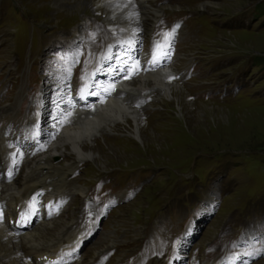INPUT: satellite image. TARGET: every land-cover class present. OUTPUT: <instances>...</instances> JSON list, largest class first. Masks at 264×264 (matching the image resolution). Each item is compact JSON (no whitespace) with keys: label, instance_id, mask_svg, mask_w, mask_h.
<instances>
[{"label":"rangeland","instance_id":"rangeland-1","mask_svg":"<svg viewBox=\"0 0 264 264\" xmlns=\"http://www.w3.org/2000/svg\"><path fill=\"white\" fill-rule=\"evenodd\" d=\"M123 1L0 0V115L36 112L37 144L55 140L49 122L65 105L56 103L60 85L71 91L77 72L95 68L80 101L91 110L92 92L118 68L117 52L135 59L154 40L175 72L170 87L191 101L182 117L170 90L150 92L142 139L126 129L93 137L107 165L84 161L67 173L58 217L77 246L61 264H134L142 256L150 264H264V0H147L157 18L132 38L113 23ZM189 18L196 36L183 38ZM96 20L111 27L96 29ZM17 130V142L34 144ZM50 163L66 169L64 155ZM109 239L133 244L92 256Z\"/></svg>","mask_w":264,"mask_h":264},{"label":"bare ground","instance_id":"bare-ground-1","mask_svg":"<svg viewBox=\"0 0 264 264\" xmlns=\"http://www.w3.org/2000/svg\"><path fill=\"white\" fill-rule=\"evenodd\" d=\"M135 1L137 5L127 0L123 1L121 5L123 10L119 11L121 13L117 15L118 20L113 22L123 34L126 32L128 37H134L135 33L145 30L157 18V12L147 7V0ZM172 1L184 4V0H170L171 3ZM104 8L109 9L107 5ZM172 13V8L163 12L165 16ZM101 22L94 21L92 27L97 29L100 24L102 27H111L106 22L104 24ZM191 23H194L193 18H189L183 38L196 36L195 29L190 28ZM110 52H106V57H109ZM164 53H167L164 46L160 47L158 55L153 59L149 57L150 55L134 59L129 52H117L118 68L111 72L112 75L105 77L100 82L101 85L99 84L92 92L91 110L85 108L87 101L85 104L80 103L84 98L81 91L77 93L75 87L69 91L60 85V93L55 99L57 104L65 105L61 107L62 110L55 111L49 122V129L55 137L54 141L43 143L44 141L41 140V145L37 144L40 138V122L23 133L25 138L33 139L34 144L31 143L30 146L21 145L16 141L15 136L7 138L11 140L8 148L4 146V139L0 140V264H46V260L51 256L56 257V262L50 264H61L68 256L73 255L77 242L73 237L64 238L68 235V223L58 215L68 203L69 194L66 192L65 181L68 177L67 173L73 170V164L91 161L102 163V167L107 165L102 155L104 151L100 150L93 140L95 135L114 133L119 135L122 129H126L129 135L142 139L144 129L141 126L143 122L140 119L143 116L141 108L146 105L143 98L150 92L157 96L161 92L166 94L170 90L172 97H175L180 105L182 117L185 116L184 110H187L191 101L185 100L183 91L170 87L167 79L174 76L175 72L162 65L165 60L162 56ZM128 58L132 62L131 66H135V71L132 75L127 72L126 75L120 76L118 70L122 61L129 62ZM86 85L89 83L86 82ZM173 86L177 88L176 85ZM169 105L170 103L166 102L167 108ZM105 146L107 150H111V145L105 144ZM5 153L11 154L10 159L13 161L11 171L15 166L23 170L20 178L12 177L11 171L5 172L7 166L5 161L9 159L5 158ZM54 155L65 156L66 169L58 166L59 164L50 163ZM101 159H104V163ZM133 171H128V174H132ZM73 191L81 193L82 188L78 186ZM36 215L43 224L30 229L29 225L35 220ZM123 243L109 239L95 246L92 256L96 255L97 259L100 255L99 260H101V257L112 249L133 244L131 241L122 245ZM93 259L90 257L91 261ZM122 261L121 259L119 263ZM150 263L151 259L145 256L134 262V264Z\"/></svg>","mask_w":264,"mask_h":264}]
</instances>
